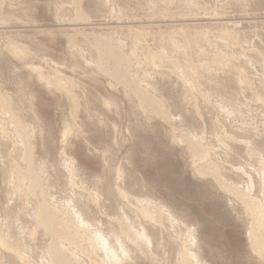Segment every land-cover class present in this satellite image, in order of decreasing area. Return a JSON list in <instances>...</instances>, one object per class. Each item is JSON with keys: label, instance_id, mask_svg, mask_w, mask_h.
<instances>
[{"label": "rangeland", "instance_id": "374dc122", "mask_svg": "<svg viewBox=\"0 0 264 264\" xmlns=\"http://www.w3.org/2000/svg\"><path fill=\"white\" fill-rule=\"evenodd\" d=\"M2 1L0 0V96L2 95L5 98L7 97L6 100H8L7 102H9V105L8 103V106L4 105L5 103L2 102V97H0V106L2 105L0 109L4 110H2L3 112L0 110V118L2 117L0 119V234L2 236L6 234L7 237L4 235V238L6 239V242L10 248L8 246H0V264H22L23 261H25V264H39L40 259L42 261V257L44 256L45 258L43 259L45 260L40 264H44L45 261L46 264H50L51 261L50 259H48L50 257L48 256L47 258L46 256L47 254L49 255L48 247L53 243H57L58 245H63L65 247L64 249V247L61 246L64 250V253L69 258L71 264H95V260L97 264H104V262L105 264H116L119 260H121L124 264H182L181 255H184L185 251L191 253L194 250L197 252L200 251L199 253L201 259H203L207 264H264V258H261L254 253L253 247H251V244L249 242L248 227L251 223V217L247 214L243 204L240 203V201H238L236 198L220 191V189L212 179H203L201 177L200 179L197 174L196 175L198 177L195 176L191 158L192 151L190 148H188L189 146H187V144H183L181 140L182 138L180 139V134H182V137H186L189 135H191V137L193 138L200 137L197 140H201L200 142L203 141V146L208 144L205 147L208 148L209 146V150L215 147L213 150L211 149V151H215L216 153L210 151L211 160H213V162H216L215 165H219L221 169L223 166L222 170H225V167L227 168L222 172L224 176L229 180L236 182L241 189H244L246 191L251 190L250 188H248V186L246 189V185H248L246 184L248 181L247 175L245 178L244 174H241L242 172H240V170L236 168H240V166L243 167L246 165L244 168L247 169V173H249V170L254 171L250 173H255L256 168L262 169V163H264L262 162L264 161V100H262L264 98H259L260 96L264 97V63L262 64V62H264V0H80L81 2L77 4L76 2L73 3L74 0ZM190 2H192L191 5L189 4ZM77 13L81 14L78 15ZM80 16H82L81 20ZM2 21L5 22V24L3 23L2 25ZM71 22L78 25H72ZM73 28L75 30H73ZM223 32L227 36L225 37V40V35H222ZM96 37L107 41L110 40L109 45L111 46V48H114L112 50L115 53H122L123 55L126 54L125 56L128 58L129 62H126V64H128L127 66H130V70L125 63L122 65V67L127 68V74L129 72L127 77L130 81H132V84L134 86L147 91L149 94L155 96L161 102L162 107L159 111L160 113L156 111L154 107V109L150 107L153 106L151 103H146L141 107L140 99L134 92L128 91L123 83L122 84L124 85V87L120 82L115 81L111 76H107L108 74L104 75L105 72L101 70L100 72L102 74L98 72V69H100V66L98 64H100L103 60L104 65L106 68L108 67V70L113 71L115 68V64L114 59H112L113 57L111 53L108 52V49H104L106 53L102 50V53L100 55H98L99 51L97 49H95L96 51H94V49H91L92 47L96 48ZM232 37L234 38L233 40ZM116 38L118 39V41ZM9 39H13L19 43H22L26 47V51L28 52L27 57H14V55L11 54L8 49H6V40ZM170 39L172 40V42H169ZM173 39H176V42ZM70 40L73 41L70 42ZM186 40H188V43ZM221 41H226V43L224 44ZM171 43L175 44L174 47L172 46L173 44L170 46ZM74 46H77L82 52H80L77 47L74 48ZM175 46H177V49H181V47L183 46L184 49L182 48L181 50H177L175 49ZM70 48H73L74 50ZM164 48L168 52H166ZM241 49L243 51H241ZM179 51L182 52L180 53ZM216 51L219 52L217 53ZM171 52L173 53V56L171 55ZM177 53L178 55H176ZM83 54L84 56H82ZM152 54L154 56L156 55L154 60H152V57H150ZM89 56L91 57V59ZM99 56L101 60H99ZM231 56L234 61L231 59ZM79 57L81 58V60L79 59ZM217 57L225 60L228 59L227 61L229 62V69L233 67V70H229L225 65H219L218 67V65L215 64L216 62H214V59ZM86 59H88L89 61ZM86 61L87 64L92 63L93 65H87ZM152 61H154L153 63H155V66H152L154 65L152 64ZM94 65L96 66V68H94ZM30 66L32 68H29ZM37 66L41 69V71H39V68ZM201 66L203 69L201 68ZM33 67L34 70H32ZM234 67L236 68V71ZM238 67L245 71V75H247L248 79L247 83L244 82V77L242 78L240 77L241 75L238 74ZM223 68H226L225 71L223 70ZM93 69L96 70L94 71ZM32 71H34L35 73H33ZM144 71L147 73H145ZM55 72L63 75L61 77H64L63 79L65 80L67 85L76 94V104H73L72 98L70 99V97L63 90L61 91L53 85V87L48 86L47 83H44L45 80L43 79H41L43 81L42 83L40 82V80H38L42 75L44 76V79H47V77L50 78L51 76L54 77L58 74H56ZM38 73H41L42 75ZM146 74L151 77V81L149 77L146 76ZM230 76H234L235 80ZM225 77L228 78L226 79ZM224 78L226 80H229L230 84H228ZM231 79L232 81L234 80V83L231 81ZM152 81H154L155 84ZM185 81L188 83H183ZM116 82H118L119 84H117ZM248 82H251L250 84H252L254 87H251L252 85H250ZM159 83L161 84L159 85ZM150 84L153 85H151L152 88ZM247 87H249V89ZM253 88L254 90H256L255 92L257 93V95L259 94L260 96H255ZM183 89H186L188 92L183 91ZM154 90H156L157 92H154ZM182 92L185 93L181 94ZM4 93H6V95ZM30 94L34 95L35 97L33 103L29 102L27 98V95ZM221 94L223 96H221ZM104 100H110L113 106H107L106 104H104ZM194 101L196 103H194ZM218 105H221L223 110L224 108H227L228 111H220L221 107H219ZM4 106L6 107V109ZM29 107L36 110L42 124L40 122L34 123V121H32V110L29 109ZM7 108H12L13 111L16 110L17 112L15 111V113L18 116L20 114L19 118H23L21 119L23 126L27 128L28 131L30 130V133L28 132L31 139L30 142H34L32 143L33 148L35 147L34 157L36 158H34V166L36 167L35 169L37 173L39 172L38 174L40 176L41 186L37 187L35 191H30L31 194L28 193L30 189H28L27 191V188H29L30 185V177L27 170L28 164L22 158L24 149L22 148L23 146L21 147L18 145L19 142L21 144V141L20 137L17 136L18 133L16 131V128H14L13 126L9 128L10 109L9 112H7ZM141 108L145 110L144 113L142 112L143 110H140ZM233 109L234 111H232ZM230 110L234 112L232 113V115H230L232 117L231 119L224 116L226 114L228 115V112H231ZM1 114L3 115L1 116ZM177 115H179V119H176ZM243 116L245 118H243ZM226 118L228 122L227 120L224 121V119ZM181 119L183 120V122ZM186 120H188V122ZM174 121L176 122L174 123ZM261 122L263 125H261ZM4 123L6 124V127ZM172 123H174V126H172ZM10 125H12L11 122ZM254 125H256L257 129L254 128ZM247 126L251 128L252 131ZM252 127L254 128V130ZM68 129H70L69 132ZM261 129L263 130V132ZM1 131H5L6 135H2ZM67 133H71L72 135L69 134L68 136ZM226 133L228 135L230 133L231 134L229 136H226ZM223 134H225V136ZM194 135L197 137H194ZM231 136L232 139H229L231 138ZM14 137H16V140ZM222 137L223 140H227H225L223 144L221 142ZM236 137L238 138V140ZM17 138L19 141L17 140ZM178 138L179 140H177ZM258 138H261L260 140H263V143L261 141H258ZM215 139L217 140L215 141ZM218 139L220 140V142H217ZM228 140L231 141L229 142ZM14 141H17L18 143ZM228 143L230 144L228 145ZM219 144H222V146L219 147ZM249 144L253 145V147H251L255 148L253 149L255 152L251 150ZM12 145H15L16 147H12ZM245 146H248V149H246ZM222 147L227 149L225 150ZM12 148H14L15 150L17 149L18 152L13 151L14 149ZM2 149H4V151H2ZM19 149H21L22 151ZM218 149H220L221 151H219ZM261 149L263 150L261 151ZM256 150H258L257 153ZM259 151L261 153H258ZM235 152L237 154H235ZM104 154L105 157H103ZM215 155L217 156V158ZM225 155L229 157H227L229 161L227 160ZM239 155L241 156L239 157ZM109 156H111V158ZM254 157L257 158L256 161ZM70 159L76 162L77 171L75 173H70V166H67L69 165L68 162H70ZM105 159H107V161ZM219 161H221V163H219ZM200 162V164L198 163L199 165L207 164L206 161ZM223 162L224 164H222ZM12 163H14V165H12ZM251 163L253 165L255 163V165L253 166ZM15 166H17L18 169H22H19L20 171H18ZM10 167H12V169ZM232 167L234 169H232ZM117 168L119 170H122L121 174H124L119 181L121 182V186L125 190H127L128 193H131L129 194L130 197L135 196L144 199L149 196V198L151 197L155 201L163 202L164 204L169 206L174 213L176 212V214L185 222L186 227H177L175 230L168 223L165 225L164 222V226H166V228L163 226L162 231L157 230L156 235L158 239L157 237L156 239L159 243L155 241V246H153V248L145 244V242L139 241V233H141L140 227H142L141 223H145L143 219L137 216V211H135V208L132 209V204H130L129 202H127L128 204L125 203L126 201L124 202L121 197H114L116 201L113 198L112 200H109V194L103 191H108L109 187H114L116 182L115 179L117 178ZM10 169L12 170L11 174L8 173L7 175V172H10ZM13 170L15 172H13ZM231 170L235 171L232 172ZM236 170L239 171L236 172ZM225 172L228 174H226ZM16 173L19 175V177L18 175H16ZM14 174L16 176H14ZM20 174L24 176H21ZM23 177L24 179H21ZM72 178L75 179L73 180ZM22 180L25 182L27 181V183H22ZM96 181L99 182L97 183ZM17 182L19 184L18 186ZM102 182L105 184V186ZM20 183H22L23 185ZM256 183L258 182H256L255 180L254 185L256 187L253 186V192L251 191L252 193H249L256 199L258 198L257 200L262 201L264 206V192H261L264 191V184L262 182H259L258 184ZM97 185H99V187ZM110 185H112V187ZM22 186L25 188V190ZM73 186L74 190L76 191L71 189L73 188ZM101 187L102 192L100 191ZM18 190L20 192H17ZM82 191L84 192V194ZM22 192L24 193L23 196H21ZM89 192L91 193V195L92 192L95 194H93L91 197ZM98 193L99 195H97ZM18 194L20 196L19 198L17 197ZM32 194H35V196ZM48 195L51 198H48ZM94 196H100V199H98V204H96L97 202L95 201ZM11 197L15 198L13 199ZM16 197L17 200H15ZM26 198H28L26 201H28L29 203L25 201ZM21 199L23 200L21 201ZM51 199L54 201H51ZM77 199L79 200L77 201ZM49 200L50 202H48ZM109 201L111 204L109 203ZM30 202L33 203V205L30 204ZM37 202L49 208L53 213L54 229L56 228L54 234L46 233V231H44L45 229L41 225H37V221L34 220H37V212L39 211V208L41 206L40 204H37ZM131 202L134 203L133 201ZM26 203H28L27 205L31 207L25 205ZM92 203H95L96 205L93 206ZM55 205L57 207H55ZM61 206L64 207V210L63 208H61ZM65 206L68 208V210ZM120 206L122 208H120ZM123 207L126 208L124 209ZM129 207L130 210L132 209L131 211H129ZM74 210L76 211V213ZM79 210H82L83 213L82 220H86L83 221V224L81 218L77 214ZM122 210L127 212V215H129V218H131L129 221H127L126 217L121 216L123 215ZM69 211L72 214L69 213ZM117 211H119L120 213ZM32 213L34 214V216L32 215ZM28 214L30 215V217ZM20 216L22 219L20 218ZM67 216L71 221L67 219ZM120 216L122 217V219L123 217L125 219V221L124 219L120 220L121 224L123 223L122 225H120V223H117L120 222ZM249 217L250 219H248ZM5 219L7 220L5 221ZM65 219L68 221H66ZM135 220L138 222H136ZM114 221L116 222L113 223ZM18 222H20L21 224ZM85 222H87L85 224L86 226L84 225ZM127 222H130V224H127ZM69 223L73 225V229L75 228V231L71 228L72 226ZM18 224H20V226H16ZM26 225L27 227H25ZM130 225L133 228L131 227L129 229ZM167 226H169L170 228L168 229ZM6 227H8L9 230ZM10 227H13L12 231ZM16 227L19 228L17 229ZM37 227L42 228L40 230ZM58 228L61 229L59 230ZM78 228H82L84 230H77ZM121 228L123 232L121 231ZM25 229H27L28 231ZM37 229L38 231H36ZM64 229H69L70 232L68 230L67 232L71 234L75 233L76 239L73 241L66 240L67 238H65V236L63 235ZM131 229L133 231H131ZM185 229L187 231H185ZM71 230H73V232H71ZM99 230L102 231V237H104L102 240L101 238L99 239V234L101 235ZM137 230L138 235L136 233ZM188 230L191 234L197 235V247L195 245V248L189 242V239L191 238ZM31 231H33L35 234L32 235ZM87 231L91 232L88 234ZM176 231L179 233L181 232L180 237H182L183 242ZM17 232L19 234H17ZM126 232H128V240L126 238V235L124 234ZM131 232H133V234ZM185 232L187 233V236L189 235L188 237L185 236L186 239L184 238V235L186 234ZM29 234L36 237H34L35 240L32 241L33 243L31 242L33 237H31L30 239ZM44 234L46 236L50 235L51 238L46 237ZM12 235H14V237ZM81 235L84 236V239ZM87 235L89 236V238ZM136 235L138 238L135 237ZM175 236L178 238L176 241L174 240V238L176 239ZM19 237L24 238L20 239ZM16 238L18 242L16 241ZM104 239L105 242L107 240L106 243H104ZM118 239L119 241L114 243ZM88 240L91 245L95 246L94 249H97L98 247L97 252L96 249L95 251L93 249H90L93 246L89 247L91 245L87 243ZM186 240L188 241V243ZM22 241H24V243ZM100 241L104 244L100 243ZM129 241H132L133 243ZM137 241L140 242V244L138 243L139 246H137ZM73 242H75L74 246L76 249L72 245ZM181 242H186V246H184V244H182ZM31 243L34 245H32ZM82 243H87L88 247L87 244L85 246L82 245ZM107 243L109 245H107ZM117 243L119 245L120 243H123V245L129 251L128 253H131L128 259L126 258L127 256H121L122 250H119L121 245L119 246ZM47 244L49 246H47ZM79 244H81L82 246H80ZM100 244H102L101 246L103 247L102 251ZM116 244L118 246H115ZM156 244L158 245L156 246ZM183 246L185 248H183ZM6 247L7 249L6 251H4ZM29 247L31 248V253L29 252L28 254ZM26 248L27 254H25ZM85 248L87 250H85ZM115 248H117V252ZM12 249H16V252L18 254H16L15 252L14 255V252L10 251ZM40 249H42V252L40 251ZM45 249H47V252ZM70 249L76 251L72 252V250L70 251ZM99 249L100 251L98 253ZM186 249H188V251ZM7 250L12 253L7 252ZM34 251L36 252L32 253ZM93 251L96 255L94 253L92 254ZM109 251H113V253H108ZM71 252L74 254H72ZM21 253L23 254L21 255ZM80 253L82 255H80ZM19 254L21 258L23 256L22 259L18 256ZM39 254L40 256H42L40 257ZM104 254H106L107 256H104ZM109 254L112 256H110ZM178 254L181 255L179 256ZM35 255L38 257H34ZM73 255L76 259H74ZM11 256L14 257L12 258ZM108 256L109 258H111V260L108 258ZM26 257L34 258L28 259ZM104 258H107L106 261ZM100 259H102L103 263H99L101 262ZM114 259L116 260L113 261ZM20 260L23 261L21 262ZM107 260H109V262H107ZM128 261L129 263H127ZM120 262L118 263L120 264Z\"/></svg>", "mask_w": 264, "mask_h": 264}, {"label": "bare ground", "instance_id": "6f19581e", "mask_svg": "<svg viewBox=\"0 0 264 264\" xmlns=\"http://www.w3.org/2000/svg\"><path fill=\"white\" fill-rule=\"evenodd\" d=\"M2 1V0H1ZM219 1V0H218ZM3 2V1H2ZM73 2V1H72ZM76 2V4L77 3H79V2H81L80 0H74V2L73 3H75ZM187 2V1H186ZM4 3V2H3ZM72 3V4H73ZM191 3L192 2H190L189 4L191 5ZM75 4V5H76ZM1 5H3V4H1ZM220 5V4H219ZM80 7V6H79ZM190 7V6H189ZM57 8V7H56ZM61 8V7H60ZM111 8H113V7H111ZM114 10V9H113ZM169 10V9H168ZM214 10V9H213ZM61 11H62V9H61ZM80 12V11H79ZM192 12V11H191ZM112 13V12H111ZM78 15H80L81 13H77ZM1 15V14H0ZM83 15V14H82ZM194 15V14H193ZM213 15V14H212ZM3 16V15H2ZM64 16V15H63ZM217 16V15H216ZM6 17V16H5ZM82 16H80V20L82 19L81 18ZM214 17V16H213ZM218 17V16H217ZM2 18V17H1ZM7 18V17H6ZM58 18V17H57ZM65 18V17H64ZM5 19V18H4ZM66 19V18H65ZM68 19V18H67ZM66 21H68V20H66ZM77 21V20H76ZM3 23L5 24V22H3L2 21V25H3ZM72 23V22H71ZM72 25H78V24H73L72 23ZM5 27H6V25H5ZM4 28V27H3ZM71 28V27H70ZM77 28V27H76ZM234 28V27H233ZM67 30V29H66ZM73 30H75L74 28H73ZM225 31V30H224ZM75 32V31H74ZM227 32V31H226ZM177 33V32H176ZM184 33V32H183ZM197 33V32H196ZM207 33V32H206ZM228 33V32H227ZM87 34V33H86ZM178 35V34H177ZM200 35V34H199ZM199 35H197V36H199ZM221 35V34H220ZM222 35H225L224 36V40H225V37H227L226 36V34L223 32V34ZM228 35V34H227ZM139 36V35H138ZM185 36V35H184ZM7 37V36H6ZM172 37V36H171ZM234 37V36H233ZM232 37V40L234 39ZM118 38V37H117ZM116 38V39H117ZM141 38V37H140ZM181 38H183V37H181ZM263 38V37H262ZM70 39V38H69ZM96 39H97V41L95 42L96 44H95V47L96 48H94V47H90L91 49H94V51H96L95 49H97L99 52H98V55H100L102 52V50L105 52V50L104 49H108V52H110L111 53V55H112V59H114V64H115V68H114V70L113 71H111V70H108V67L106 68L105 67V65H104V60L100 63V64H98L99 66H100V69H98L99 71L98 72H100V70L101 71H103V72H105L104 73V75H106V74H108L107 76H111L115 81H118V82H120L121 83V85L124 87V85H125V88H127L128 89V91H132V92H134L135 94H136V96L140 99V103H141V107L142 106H144L146 103H151L153 106H150V107H152V109H156V111H160V109H161V107H162V104H161V102L155 97V96H153V95H151V94H149L147 91H144V90H142V89H140L139 87H137V86H134L133 84H132V81H130L129 80V78L127 77V75L129 74V72H128V74H127V68H123L122 67V65L125 63L126 64V62L127 63H129L128 62V58L125 56L126 54H122L120 51V53L121 54H117V53H115L112 49H114V48H111V46L109 45V41L110 40H104V39H100V38H97L96 37ZM109 39H110V37H109ZM165 39V38H164ZM229 39V38H228ZM244 39V38H243ZM86 40V39H85ZM112 40V39H111ZM171 40V39H170ZM169 40V42H172V40L170 41ZM174 40V39H173ZM176 40V39H175ZM174 40V41H175ZM190 40V39H189ZM214 40V39H213ZM232 40H230V41H232ZM7 41V44H6V49H8V51L11 53V54H13L14 55V57L15 56H17V58L19 57V58H24V57H27V51H26V47L22 44V43H19V42H17V41H15V40H13V39H9V40H6ZM71 41H73V40H70V42ZM81 41V40H80ZM87 41V40H86ZM117 41H118V39H117ZM173 41V42H174ZM178 41H179V39H178ZM177 41V42H178ZM184 41V40H183ZM187 41V43H188V40H186ZM216 41V40H215ZM227 41V40H226ZM226 41L225 42H222V43H226ZM247 41V40H246ZM88 42V41H87ZM112 42V41H111ZM125 42V41H124ZM141 42H143V41H141ZM176 42V41H175ZM209 42V41H208ZM213 42V41H212ZM220 42V41H219ZM228 42V41H227ZM234 42V41H233ZM136 43V42H135ZM179 43V42H178ZM190 43V42H189ZM194 43V42H193ZM196 43H198V42H196ZM201 43V42H200ZM211 43V42H210ZM230 43V42H229ZM232 43V42H231ZM237 43V42H236ZM92 44V43H91ZM173 43H171L170 44V46L172 45ZM213 44V43H212ZM72 45V44H71ZM120 45V44H119ZM174 45L175 44H173L172 46L174 47ZM178 45V44H177ZM229 45V44H228ZM82 46V45H81ZM93 46V45H92ZM139 46V45H138ZM179 46V45H178ZM187 46V45H186ZM194 46V45H193ZM197 46V45H196ZM216 46V45H215ZM232 46V45H231ZM238 46V45H237ZM39 47V46H38ZM71 47V46H70ZM73 47V46H72ZM75 47H77V46H74V48ZM119 47V46H118ZM169 47V46H168ZM176 48L175 49H177V46H175ZM180 47V46H179ZM188 47H189V45H188ZM229 47V46H228ZM236 47V46H235ZM240 47V46H239ZM135 48H136V46H135ZM183 48V46L181 47V49ZM187 48V47H186ZM70 49H73V48H70ZM77 49L78 50H80L78 47H77ZM165 49V48H164ZM171 49V48H170ZM173 49V48H172ZM180 48L179 49H177V50H181ZM184 49V48H183ZM193 49V48H192ZM202 49V48H201ZM74 50V49H73ZM131 50V49H130ZM166 50V49H165ZM210 50V49H209ZM88 51V50H87ZM93 51V50H92ZM141 51V50H140ZM162 51H163V49H162ZM172 51H174V50H172ZM176 51V50H175ZM184 51V50H183ZM187 51V50H186ZM190 51V50H189ZM241 51H243L242 49H241ZM80 52H82L81 50H80ZM79 52V53H80ZM84 52H85V50H84ZM89 52V51H88ZM143 52V51H142ZM166 52H168L167 50H166ZM180 52V51H179ZM182 52V51H181ZM180 52V53H181ZM217 52V51H216ZM219 52V51H218ZM217 52V53H218ZM245 52V51H244ZM74 53V52H73ZM90 53V52H89ZM97 53V52H96ZM106 53V52H105ZM104 53V54H105ZM110 53H108V54H110ZM133 53V52H132ZM136 53V52H135ZM134 53V54H135ZM151 53V52H150ZM179 53V54H180ZM230 53V52H229ZM259 53V52H258ZM78 54V53H77ZM82 54V53H81ZM81 54H79V55H81ZM85 54H86V52H85ZM93 54V53H92ZM103 54V55H104ZM138 54V53H137ZM154 54V53H153ZM151 55L150 57H152V60H154L155 59V57H156V55L154 56V55ZM165 54V53H164ZM173 53L171 52V55H172ZM222 54V53H221ZM257 54V53H256ZM30 55H31V53H30ZM110 55V56H111ZM161 55V54H160ZM176 55H178V53L176 54ZM217 55V54H216ZM228 55V54H227ZM248 55V54H247ZM260 55V54H259ZM263 55V54H262ZM82 56H84V54L82 55ZM88 56V55H87ZM143 56V55H142ZM168 56V55H167ZM173 56V55H172ZM185 56V55H184ZM214 56H215V54H214ZM218 56H220V55H218ZM223 56V55H222ZM30 57V56H29ZM78 57V56H77ZM81 57V56H80ZM79 57V59L81 60V58ZM90 57V56H89ZM103 57V56H102ZM137 57V56H136ZM147 57H149V56H147ZM158 57V56H157ZM160 57V56H159ZM186 57V56H185ZM228 57V56H227ZM227 57H225V58H227ZM248 57V56H247ZM73 58V57H72ZM98 58V57H97ZM105 58H106V56H105ZM163 58H167V57H163ZM168 58H171V57H168ZM173 58V57H172ZM230 58V57H229ZM234 58V57H233ZM240 58V57H239ZM78 59V60H79ZM84 59V58H83ZM89 59V58H88ZM88 59H86V60H88ZM90 59H91V57H90ZM89 59V60H90ZM104 59V58H103ZM151 59V58H150ZM149 59V60H150ZM189 59V58H188ZM210 59V58H209ZM231 59H232V56H231ZM243 59H244V57H243ZM250 59V58H249ZM264 59V58H263ZM88 60V61H89ZM99 60H101L100 59V56H99ZM159 60V59H158ZM158 60H157V62H158ZM168 60V59H167ZM212 60V59H211ZM215 61L214 62H216L215 64L216 65H218V67H219V65L221 66H226V68H228L229 69V62L227 61L228 59H222V58H215L214 59ZM233 60V59H232ZM236 60V59H235ZM74 61V60H73ZM91 61V60H90ZM139 61H140V59H139ZM144 61V60H143ZM166 61V60H165ZM169 61V60H168ZM180 61V60H179ZM188 61V60H187ZM234 61V60H233ZM232 61V62H233ZM238 61V60H237ZM108 62V61H107ZM149 62V61H148ZM147 62V63H148ZM151 62V61H150ZM154 61H152V64H154V65H152V66H155V63H153ZM160 62V61H159ZM171 62V61H170ZM189 62V61H188ZM232 62H230V63H232ZM236 62V61H235ZM259 62H260V59H259ZM56 63V62H55ZM79 63V62H78ZM103 63V64H102ZM109 63V62H108ZM264 62H262V64H263ZM86 64H87V61H86ZM161 64V63H160ZM210 64V63H209ZM249 64V63H248ZM251 64V63H250ZM87 65H93L92 63L91 64H87ZM96 65V64H95ZM94 65V66H95ZM128 64H126V66H127ZM130 65V64H129ZM138 65V64H137ZM143 65H144V62H143ZM189 65V64H188ZM203 65H205V64H203ZM202 65V66H203ZM207 65V64H206ZM264 65V64H263ZM76 66V65H75ZM86 66V65H85ZM98 66V67H99ZM113 66V65H112ZM139 66V65H138ZM169 66V65H168ZM202 66H201V68H202ZM228 66V67H227ZM231 66V65H230ZM28 67V66H27ZM38 67V66H37ZM72 67V66H71ZM79 67V66H78ZM87 67H89V66H87ZM97 67V68H98ZM110 67V66H109ZM128 67V69H129V67L130 66H127ZM141 67H142V65H141ZM179 67H180V64H179ZM189 67V66H188ZM191 67H194V66H191ZM199 67V66H198ZM237 67V66H236ZM242 67V66H241ZM29 68H32L31 66L29 67ZM39 68V67H38ZM94 68H96V66L94 67ZM225 68V69H226ZM233 68V67H232ZM232 68H230L231 70H233ZM235 68V67H234ZM36 69V68H35ZM91 69V68H90ZM90 69H87V70H90ZM137 69V68H136ZM145 69V68H144ZM147 69V68H146ZM188 69V68H187ZM191 69V68H190ZM194 69V68H193ZM203 69V68H202ZM202 69H201V71H202ZM218 69V68H217ZM222 69V68H221ZM225 69L223 68V70L225 71ZM227 69V70H228ZM229 69V70H230ZM32 70H34V67H33V69ZM38 70V69H37ZM36 70V71H37ZM94 70V69H93ZM96 70V69H95ZM94 70V71H95ZM130 70V69H129ZM141 70V69H140ZM160 70V69H159ZM178 70V69H177ZM189 70V69H188ZM39 71H41V69L39 68ZM146 71V70H145ZM144 71V72H145ZM190 71V70H189ZM212 71V70H211ZM235 71H236V68H235ZM239 71V75H241L240 77H244L243 78V80H244V82H246L247 83V75H245V71L243 70V69H241V68H239L238 67V70H237V72ZM33 73H35L34 71H32ZM179 72V71H178ZM187 72V71H186ZM227 72V71H226ZM43 73V72H42ZM56 73V72H55ZM58 73V72H57ZM56 73V74H57ZM86 73V72H85ZM88 73V72H87ZM96 73V72H95ZM101 73V72H100ZM143 73V72H142ZM145 73H147V72H145ZM213 73V72H212ZM228 73V72H227ZM236 73V72H235ZM38 74H41V73H38ZM37 74V75H38ZM102 74V73H101ZM157 74V73H156ZM194 74V73H193ZM42 75V74H41ZM144 75V74H143ZM148 75H149V73H148ZM147 74H146V76H148ZM153 75V74H152ZM184 75H186V74H184ZM183 75V76H184ZM229 75V74H228ZM235 75V74H234ZM238 75V76H239ZM61 76H63L62 74L60 75L59 73L57 74V75H55L54 77H50V78H48L47 77V79H44V76L42 75V76H40V79H38V80H40V82L42 83L43 81L41 80V79H43V80H45V82L44 83H47V85L48 86H55L57 89H60L61 91L63 90L69 97H70V99L72 98V100H73V104H76L77 103V96H76V94L73 92V90L67 85V83L65 82V80L61 77ZM137 76V75H136ZM145 76V77H146ZM190 76V75H189ZM211 76V75H210ZM225 76V75H224ZM223 76V77H224ZM42 77V78H41ZM46 77V76H45ZM142 77H144V76H142ZM149 77V76H148ZM147 77V78H148ZM185 77V76H184ZM191 77V76H190ZM231 77V76H230ZM229 77V78H230ZM39 78V77H38ZM111 78V79H112ZM157 78V77H156ZM181 78H182V76H181ZM188 78V77H187ZM226 78V77H225ZM224 78V79H225ZM228 78V77H227ZM226 78V79H227ZM232 79L234 78V76L233 77H231ZM68 79V78H67ZM66 79V80H67ZM112 79V80H113ZM131 79V78H130ZM149 79H150V81L152 80L151 79V77H149ZM224 79H222V80H224ZM225 79V81H227V83L228 84H230V82H229V80H226ZM232 79H231V81H232ZM240 79V78H239ZM69 80V79H68ZM148 80V79H147ZM154 80V79H153ZM157 80V79H156ZM234 80H235V78H234ZM233 80V81H234ZM242 80V81H243ZM71 81V80H70ZM145 81V80H144ZM149 81V80H148ZM182 81H184V80H182ZM232 81V82H233ZM236 81H237V78H236ZM240 81V80H239ZM118 82H116L117 84H119ZM147 82V81H146ZM145 82V83H146ZM152 82H154V81H152ZM165 82V81H164ZM208 82V81H207ZM70 83V82H69ZM124 85H123V84ZM182 83V82H181ZM183 83H185V84H187L188 82H183ZM234 83V82H233ZM242 83V82H241ZM249 83V82H248ZM251 83V82H250ZM249 83V84H250ZM148 84V83H147ZM154 84H155V82H154ZM161 83H159V85H160ZM219 84V83H218ZM226 84V83H225ZM142 85V84H141ZM152 84H150V86H151ZM190 85V84H189ZM222 85V84H221ZM246 85V84H245ZM248 85V84H247ZM250 85H252V84H250ZM249 85V86H250ZM52 86V87H53ZM112 86V85H111ZM149 86V87H150ZM153 86V85H152ZM152 86H151V88H152ZM156 86V85H155ZM154 86V87H155ZM162 86V85H161ZM197 86V85H196ZM213 86V85H212ZM115 87V86H114ZM149 87H147V88H149ZM159 87V86H158ZM165 87V86H164ZM183 87H184V85H183ZM199 87V86H198ZM225 87H227V86H225ZM251 87H254L253 85L251 86ZM250 87V88H251ZM1 88V87H0ZM47 88V87H46ZM124 88V89H125ZM146 88V89H147ZM248 89H249V87H247ZM190 89V88H189ZM194 89V88H193ZM222 89V88H221ZM148 90V89H147ZM161 90V89H160ZM187 90H188V88H187ZM186 89L184 90L183 89V91H187ZM198 90V89H197ZM223 90V89H222ZM251 90V89H250ZM253 90H254V88H253ZM192 91V90H191ZM216 91V90H215ZM252 91V90H251ZM256 90H254V92H255ZM131 92V93H132ZM154 92H157L156 90H154ZM188 92V91H187ZM186 92V93H187ZM198 92V91H197ZM244 92V91H243ZM30 93V92H29ZM28 93V94H29ZM183 93H185V92H182L181 94H183ZM195 93V92H194ZM208 93V92H207ZM220 93V92H219ZM226 93V92H225ZM251 93V92H250ZM253 93V92H252ZM5 95H6V93H4ZM3 94V95H4ZM134 94V95H135ZM211 94H213V93H211ZM224 94V93H223ZM234 94V93H233ZM255 94V96L257 95V93L255 92L254 93ZM25 95V94H24ZM191 95H192V92H191ZM216 95V94H215ZM214 95V96H215ZM253 95V94H252ZM129 96V95H128ZM182 96V95H181ZM185 96H186V94H185ZM201 96H202V94H201ZM221 96H223L222 94H221ZM225 96H226V94H225ZM232 96V95H231ZM254 96V97H255ZM258 96H260L259 94L256 96V97H258ZM264 96V95H263ZM0 97H2V102H4L3 104L4 105H6V106H8L9 105V102H7L8 100H6L7 99V97L5 98L4 96H0ZM135 97V96H134ZM184 97V96H183ZM182 97V98H183ZM204 97V96H203ZM253 97V96H252ZM27 98H28V100H29V102H34V100H35V97H34V95H32V94H30V95H27ZM136 98V97H135ZM137 98V99H138ZM185 98V97H184ZM195 98V97H194ZM193 98V99H194ZM260 99L261 98H264V97H262V96H260L259 97ZM258 98V99H259ZM161 99V98H160ZM196 99V98H195ZM204 99V98H203ZM223 99V98H222ZM231 99V98H230ZM229 99V100H230ZM10 100V99H9ZM21 100V99H20ZM112 100V99H111ZM114 100V99H113ZM208 100V99H207ZM228 100V101H229ZM262 100H264V99H262ZM138 101V100H137ZM183 101H186V100H183ZM190 101V100H189ZM197 101V100H196ZM206 101V100H205ZM255 101H256V99H255ZM115 102V101H114ZM230 102V101H229ZM228 102V103H229ZM0 103H1V101H0ZM7 103H8V105H7ZM12 103V102H11ZM15 103V102H14ZM117 103V102H116ZM140 103H138V104H140ZM194 103H196L195 101H194ZM264 103V102H263ZM104 104H106L107 106L109 105V106H113V104H112V102L109 100H104ZM16 105V104H15ZM119 105V104H118ZM164 105V104H163ZM216 105V104H215ZM238 105V104H237ZM210 106V105H209ZM219 107H221L220 109V111H223V112H227L228 110H227V108L225 109L224 108V110L222 109V106L221 105H218ZM240 106V105H239ZM0 107H2V105L0 106ZM5 107V106H4ZM31 107V106H30ZM29 107V109H31ZM114 107H115V105H114ZM154 107V108H153ZM165 107V106H164ZM196 107H197V105H196ZM232 107V106H231ZM140 108V107H139ZM233 108V107H232ZM5 109H6V107H5ZM8 110H7V112H9V109H10V116H9V118H10V122H11V124L12 125H10V122H9V128H11L12 126L14 127V128H16V131H17V133H18V135L17 136H19L20 137V141H21V144H20V142H19V146H23L22 148L24 149V151H23V160L28 164V167H27V170H28V174H29V177H30V185H29V188H27V191H28V189H30L29 191H28V193L29 194H31L30 193V191H35L36 190V188L37 187H40L41 186V180H40V176H39V172L37 173V171H36V167L34 166V148H33V144L32 143H34V142H30V136H29V134H28V132L30 131H28L27 130V128H25L24 126H23V124H22V121H21V119H23L22 117L21 118H19L20 117V114H19V116L18 115H16V113H15V111H13L12 110V108H7ZM17 109V108H16ZM116 109V108H115ZM149 109H151V108H149ZM229 109H231V108H229ZM235 109V108H234ZM234 109L232 110V111H234ZM1 110V109H0ZM3 110V109H2ZM1 110V111H2ZM25 110V109H24ZM32 110V115H31V117H32V121H34V123L36 122V123H38V122H40L41 123V119H40V117H39V115H38V113L36 112V110L34 109V108H32L31 109ZM117 110V109H116ZM140 110H143L142 112L144 113V109H140ZM219 110V109H218ZM4 111V110H3ZM2 111V112H3ZM20 111V110H19ZM18 111V112H19ZM147 111V110H146ZM153 111H155V110H153ZM163 111V110H162ZM231 111V110H230ZM228 112V115L226 114V115H224V116H226V117H228V118H232L230 115H232V113H234V112ZM17 112V111H16ZM21 112V111H20ZM222 112V113H223ZM263 112V111H262ZM5 113V112H4ZM25 113V112H24ZM75 113V112H74ZM146 113V112H145ZM156 113V112H155ZM160 113V112H159ZM222 113H220V114H222ZM8 114V113H7ZM18 114V113H17ZM23 114V113H22ZM157 114V113H156ZM215 114V113H214ZM3 114H1V116H2ZM29 115V114H28ZM160 115V114H159ZM162 115V114H161ZM156 116H158V115H156ZM223 116V117H224ZM247 116V115H246ZM4 117H7V116H4ZM3 117V118H4ZM176 117V116H175ZM247 117H249V116H247ZM2 118V117H1ZM0 118V119H1ZM163 118V117H162ZM161 118V119H162ZM243 118H245L244 116H243ZM242 118V119H243ZM250 118V117H249ZM5 119V118H4ZM30 119V118H29ZM73 119V118H72ZM176 119H179V115H177V117H176ZM186 119V118H185ZM6 120V119H5ZM8 120V119H7ZM166 120V119H165ZM173 120H174V118H173ZM182 120V119H181ZM194 120V119H193ZM217 120V119H216ZM222 120V119H221ZM227 120V118L226 119H224V121H226ZM247 120V119H246ZM264 120V119H263ZM176 121H178V120H176ZM176 121H174V123L176 122ZM187 122H188V120H186ZM202 121V120H201ZM233 121V120H232ZM244 121H245V119H244ZM249 121H251V120H249ZM182 122H183V120H182ZM227 122H228V120H227ZM264 122V121H263ZM6 123V122H5ZM4 123V124H5ZM33 123V122H32ZM33 123V124H34ZM174 123H172V126H174L173 124ZM179 123H180V121H179ZM178 123V124H179ZM190 123V122H189ZM226 123V122H225ZM250 123V122H249ZM252 123V122H251ZM42 124V123H41ZM223 124V123H222ZM233 124V123H232ZM171 125V124H170ZM246 125V124H245ZM261 125H263L262 124V122H261ZM28 126V125H27ZM26 126V127H27ZM39 126V125H38ZM191 126V125H190ZM224 126V125H223ZM231 126V125H230ZM236 126V125H235ZM241 126V125H240ZM255 127V129H257L256 128V125H254ZM264 126V125H263ZM5 127H6V124H5ZM24 127V128H23ZM37 127V126H36ZM184 127V126H183ZM188 127V126H187ZM248 127V126H247ZM246 127V128H247ZM2 128H3V126H2ZM8 128V127H7ZM33 128V127H32ZM177 128V127H176ZM180 128V127H179ZM225 128V127H224ZM233 128H235V127H233ZM236 128H238V127H236ZM243 128H244V126H243ZM249 128V127H248ZM247 128V129H248ZM253 128V127H252ZM254 128H253V130H254ZM6 129V128H5ZM28 129H29V127H28ZM41 129H42V127H41ZM116 129V128H115ZM171 129H174V128H171ZM178 129V128H177ZM182 129V128H181ZM193 129V128H192ZM227 129H229V128H227ZM250 130H251V128H249ZM260 129V128H259ZM264 129V128H263ZM4 130V129H3ZM7 130V129H6ZM15 130V129H14ZM69 130L70 129H68V132H69ZM194 130V129H193ZM223 130H225V129H223ZM262 130V129H261ZM260 130V131H261ZM8 131H11V130H8ZM34 131V130H33ZM173 131V130H172ZM176 131V130H175ZM175 131H174V133H175ZM181 131V130H180ZM229 131V130H228ZM245 131H246V129H245ZM249 131V130H248ZM247 131V132H248ZM252 131V130H251ZM250 131V132H251ZM40 132V131H39ZM71 132V131H70ZM192 132V131H191ZM262 132H263V130H262ZM1 133H2V135H6V132L5 131H1ZM30 133V132H29ZM173 133V134H174ZM196 133V132H195ZM224 133V132H223ZM249 133V132H248ZM11 134V133H10ZM9 134V135H10ZM35 134V133H34ZM68 134V133H67ZM69 134H71V133H69ZM69 134H68V136H69ZM191 134V133H190ZM194 134V133H193ZM205 134V133H204ZM231 134V133H230ZM229 134V135H230ZM252 134H253V132H252ZM259 134V133H258ZM263 134V133H262ZM2 135H1V137H2ZM31 135V134H30ZM72 135V134H71ZM170 135V134H169ZM182 134H180V139L182 140V142H183V144L185 145V144H187V146H189L188 148H190L191 149V151H192V166H193V168H194V174H195V176L196 177H198L199 176V178L201 177V178H203V179H206V178H210V179H212L215 183H216V185L218 186V188L220 189V191H222V192H224L225 194H227V195H229V196H232V197H234V198H236L238 201H240V203H242L243 204V206H244V208H245V210H246V212H247V214L251 217V219H250V217L248 218V219H250L251 220V223H250V226L248 227L249 228V230H248V239H249V242H250V244H251V247H253V251H254V253L257 255V256H259V257H261V258H264V206H263V202L262 201H259V200H257L255 197H253V196H251V194L249 193V192H251L252 191V188H253V186H255L254 184H255V180H256V182H262L263 184H264V163H262V166H263V168L261 169H257L256 168V174L255 173H250V172H254L253 170L252 171H250L249 170V173H247V169H245L244 167L246 166H243V167H241L240 166V168L238 167V168H236V169H239L240 170V172H242L241 174H244V176H245V178H246V175H247V178H248V181H247V183L246 184H248V185H246V189H247V186H248V188H250L251 190H248V191H246V190H244V189H241L239 186H238V184L236 183V182H233V181H231V180H229L227 177H225L224 176V174L222 173L223 171H225L227 168L225 167V170H222L223 169V166H222V169L219 167V165L217 166V165H215L216 164V162H213V160H211V152H214V153H216L215 151H211V149L209 150L208 148H209V146H208V148H206L205 146H207V145H205V146H203L204 144L202 143V142H200L201 140H197V139H199L200 137H198V138H193V137H191V135H189V134H187V135H189V136H181ZM224 136H225V134H223ZM228 134L226 133V136H227ZM228 135V136H229ZM244 135V134H243ZM247 135V134H246ZM245 135V136H246ZM250 135V134H249ZM16 136V137H17ZM37 136V135H36ZM67 136V137H68ZM193 136V135H192ZM221 136V135H220ZM219 136V137H220ZM242 136V135H241ZM253 136V135H252ZM264 136V135H263ZM10 137H12V136H10ZM16 137H14L15 138V140H16ZM66 137V138H67ZM171 137V136H170ZM178 137V136H177ZM194 137H197V136H195L194 135ZM204 137V136H203ZM244 137V136H243ZM242 137V138H243ZM117 138V137H116ZM172 138H174V137H172ZM202 138V137H201ZM205 138V137H204ZM207 138V137H206ZM209 138V137H208ZM228 138V137H227ZM235 138V137H234ZM237 138V137H236ZM241 138V137H240ZM250 138V137H249ZM229 139H232V136H231V138H229ZM259 139V138H258ZM261 139V138H260ZM258 140V141H263V140ZM17 140H18V138H17ZM177 140H179V138L177 139ZM205 140V139H204ZM207 140V139H206ZM217 139H215V141H216ZM222 141V144H223V142L226 140V139H224L223 140V137H222V139H221ZM237 140H238V138H237ZM243 140V139H242ZM251 140V139H250ZM10 141V140H9ZM19 141V140H18ZM33 141V140H32ZM35 141V140H34ZM114 141H115V138H114ZM117 141V140H116ZM174 141V140H173ZM210 141V140H209ZM214 141V142H215ZM227 141V140H226ZM229 142L231 141V140H228ZM14 142H17V141H14ZM13 142V143H14ZM178 142H180V141H178ZM211 142H213V141H211ZM217 142H220V140L218 139V141ZM237 142V141H236ZM239 142V141H238ZM244 142V141H243ZM257 142V141H256ZM3 143V142H2ZM18 143V142H17ZM16 143V144H17ZM115 143V142H114ZM176 143V142H175ZM216 143V142H215ZM240 143V142H239ZM239 143H238V145H239ZM245 143H247V142H245ZM263 143V142H262ZM15 144V145H16ZM116 144V143H115ZM114 144V145H115ZM179 144V143H178ZM203 144V145H202ZM222 144L220 145L219 144V147H221L222 146ZM230 143H228V145H229ZM235 144H237V143H235ZM241 144V143H240ZM255 144V143H254ZM5 145V144H4ZM15 145H12V147L13 146H15ZM182 145V144H181ZM225 145V144H224ZM245 145V144H244ZM250 145V147L252 146L253 147V145L252 144H249ZM256 145H257V143H256ZM10 146V145H9ZM18 146V147H19ZM211 146V145H210ZM233 146H235V145H233ZM237 146V145H236ZM16 147V146H15ZM116 147V146H115ZM225 147V146H224ZM224 147H222L223 149H225ZM229 147V146H228ZM232 147V146H231ZM230 147V148H231ZM241 147V146H240ZM246 147V146H245ZM248 147V146H247ZM246 147V149H248ZM251 147V150H253V149H255V148H252ZM255 147V146H254ZM261 147V146H260ZM215 148V147H214ZM213 148V149H214ZM218 148V147H217ZM221 148V149H222ZM233 148V147H232ZM237 148V147H236ZM264 148V147H263ZM5 149V148H4ZM4 149H2V151H4ZM7 149V148H6ZM11 149V148H10ZM12 149H14V148H12ZM212 149V150H213ZM222 149V150H223ZM227 149V148H226ZM225 149V150H226ZM242 149V148H241ZM19 150H21V149H19ZM64 150V149H63ZM187 150V149H186ZM215 150H217V149H215ZM219 151H221L220 149H218ZM263 149H261V151H262ZM7 151V150H6ZM5 151V152H6ZM13 151H17V149L15 150H13ZM22 151V150H21ZM211 151V152H210ZM244 151V150H243ZM246 151H250V150H246ZM254 151V150H253ZM252 151V152H253ZM257 151L258 150H256V153H257ZM18 152V151H17ZM189 152H190V150H189ZM228 152H230V151H228ZM255 152V151H254ZM2 153V152H1ZM10 153V152H9ZM237 153H238V150H237ZM236 152H235V154H237ZM242 153V152H241ZM244 153V152H243ZM247 153V152H246ZM251 153V152H250ZM258 153H261L260 151L258 152ZM3 154V153H2ZM12 154V153H11ZM14 154V153H13ZM19 154V153H18ZM61 154H62V152H61ZM213 154V153H212ZM220 154V153H219ZM227 154V153H226ZM234 154V155H235ZM263 154V153H262ZM16 155V154H15ZM14 155V156H15ZM214 155V154H213ZM218 155V154H217ZM229 155V154H228ZM233 155V154H232ZM242 155V154H241ZM241 155H239V157L241 156ZM250 155V154H249ZM4 156V155H3ZM6 156V155H5ZM11 156V155H10ZM20 156V155H19ZM63 156V155H62ZM216 156V155H215ZM219 156V155H218ZM226 156V158L228 157L227 155H225ZM248 156V155H247ZM255 156V155H254ZM262 156V155H261ZM263 156H264V154H263ZM12 157H13V155H12ZM18 157V156H17ZM65 157V156H64ZM63 157V158H64ZM103 157H105V154H104V156ZM107 157V156H106ZM110 158H111V156H109ZM220 157V156H219ZM250 157V156H249ZM256 157V156H255ZM254 157V158H255ZM10 158V157H9ZM216 158H217V156H216ZM221 158V157H220ZM229 158V157H228ZM228 158H227V160H228ZM235 158V157H234ZM234 158H233V160H234ZM253 158V157H252ZM13 159H14V157H13ZM36 159V158H35ZM66 159V158H65ZM109 159V158H108ZM222 159V158H221ZM224 159V158H223ZM237 159V158H236ZM256 159L257 158H255V161H256ZM262 159V158H261ZM264 159V158H263ZM3 160V159H2ZM23 160H22V162H23ZM64 160V159H63ZM106 161H107V159H105ZM112 160V159H111ZM226 160V159H225ZM238 160V159H237ZM243 160V159H242ZM241 160V161H242ZM247 160V159H246ZM251 160H253V159H251ZM13 161V160H12ZM16 161V160H15ZM70 162H68V164L69 165H67V166H70V170L69 171H71L70 173H75L76 171H77V166H76V162L74 161V160H69ZM129 161V160H128ZM200 161H203V162H207V164L205 165H199L200 163H202V162H200ZM229 161V160H228ZM2 162V161H1ZM7 162V161H6ZM14 162V161H13ZM20 162V161H19ZM21 162V163H22ZM24 162V163H25ZM200 162V163H199ZM227 162V161H226ZM232 162V161H231ZM237 162V161H236ZM262 162H264V161H262ZM65 163H67V162H65ZM199 163V164H198ZM219 163H221V161H219ZM235 163V162H234ZM241 163V162H240ZM245 163V162H244ZM2 164V163H1ZM106 164H107V162H106ZM109 164V163H108ZM218 164V163H217ZM222 164H224V162L222 163ZM230 164H232V163H230ZM238 164V163H237ZM242 164V163H241ZM252 164V163H251ZM4 165V164H3ZM7 165V164H6ZM5 165V166H6ZM12 165H14V163H12ZM18 165V164H17ZM35 165H37V164H35ZM66 165V164H65ZM229 165V164H228ZM240 165V164H239ZM253 165V164H252ZM254 165H255V163H254ZM253 165V166H254ZM10 166V165H9ZM22 166V165H21ZM67 166H65V167H67ZM106 166V165H105ZM110 166V165H109ZM191 166V165H190ZM249 166H251V165H249ZM4 167V166H3ZM16 168H17V166H15ZM107 167H108V165H107ZM106 167V168H107ZM229 167H231V166H229ZM237 167V166H236ZM11 169H12V167H10ZM14 168V167H13ZM24 168V167H23ZM44 168V167H43ZM69 168V167H68ZM105 168V169H106ZM248 168V167H247ZM250 168V167H249ZM10 169V172H7V175H8V173H10L11 174V170ZM18 169V168H17ZM19 169H22V168H19ZM18 169V171H20ZM65 169V168H64ZM232 169H234L233 167H232ZM254 169V168H253ZM3 170V169H2ZM38 170V169H37ZM66 170H68V169H66ZM107 170V169H106ZM193 170V169H192ZM229 170V169H228ZM227 170V171H228ZM238 170V171H239ZM4 171V170H3ZM116 173H117V178L115 179L116 180V182H115V185H114V187H112V185H110L112 188H108V191H105V190H103L104 192H107L109 195H108V198H109V200H112V198L114 199V197H121L123 200H124V202L125 203H127V202H129L130 204H132V209L133 208H135V211H137V216L139 217V218H142L143 219V221L145 222V223H141L142 224V227H140L141 228V233H139V241H142V242H145V244H147L148 246H151V248H153V246H155V241H157L158 242V237H157V230L158 231H162V229H163V226H164V222H165V225L168 223L172 228H174L175 230H176V228L177 227H186V225H185V222L176 214V212L174 213L172 210H171V208L169 207V206H167L166 204H164L163 202H158V201H155V200H153L151 197L149 198V196L148 197H146V198H144V199H142V198H138V197H133L132 195V197H130V195L129 194H131V193H128L127 192V190H125L122 186H121V182L119 181L120 180V178H122V175H124V174H121V171L122 170H119L118 168L116 169ZM232 171V170H231ZM233 171H235V170H233ZM232 171V172H233ZM237 170H236V172H238ZM5 172V171H4ZM13 172H15L14 170H13ZM27 172V171H26ZM124 172V171H123ZM231 172V173H232ZM6 173V172H5ZM18 173V172H17ZM16 173V175H18ZM226 173V172H225ZM230 173V174H231ZM68 174H69V172H68ZM198 176H197V175ZM226 174H228V173H226ZM225 174V175H226ZM13 175V174H12ZM15 174H14V176H16ZM21 175V174H20ZM234 175V174H233ZM11 176V175H10ZM21 176H24V175H21ZM20 176V177H21ZM72 176V175H71ZM70 176V177H71ZM73 176H74V174H73ZM76 176V175H75ZM238 176V175H237ZM257 176V177H256ZM7 177V176H6ZM13 177V176H12ZM18 177H19V175H18ZM42 177V176H41ZM69 177V178H70ZM200 178V179H201ZM239 178H240V176H239ZM238 178V179H239ZM257 178V179H256ZM8 179V178H7ZM17 179H19V178H17ZM17 179H16V181H17ZM21 179H24V177L23 178H21ZM26 179V178H25ZM71 179V178H70ZM73 179V178H72ZM75 179V178H74ZM73 179V180H74ZM78 179V178H77ZM98 179V178H97ZM12 180V179H11ZM23 181V180H22ZM22 181H20V182H22ZM78 181H80V180H78ZM82 181V180H81ZM99 181H100V179H99ZM98 181V182H99ZM122 181V180H121ZM246 181V180H245ZM8 182V181H7ZM13 182V181H12ZM18 182H19V180H18ZM18 182H17V186L19 185L18 184ZM25 181H23L22 183H24ZM72 182H74V181H72ZM97 182V181H96ZM97 182V183H98ZM11 183V182H10ZM22 183H20V184H22ZM25 183H27V181L25 182ZM48 183V182H47ZM80 183V182H79ZM103 183V182H102ZM101 183V184H102ZM258 183H256V184H258ZM8 184V183H7ZM86 184V183H85ZM104 184V183H103ZM107 184V183H106ZM23 185V184H22ZM71 185H74V184H71ZM10 186V185H9ZM12 186V185H11ZM15 186V185H14ZM21 186V185H20ZM19 186V187H20ZM25 186V185H24ZM98 187H99V185H97ZM103 186V185H102ZM104 186H105V184H104ZM108 186V185H107ZM259 186V185H258ZM261 186V185H260ZM23 187V186H22ZM69 187H72V186H69ZM68 187V188H69ZM80 187V186H79ZM81 187H83V186H81ZM95 187H96V185H95ZM256 187V186H255ZM10 188V187H9ZM24 188V187H23ZM22 188V189H23ZM259 188V187H258ZM12 189V188H11ZM71 189H73L74 190V186H73V188H71ZM75 189H76V187H75ZM97 189V188H96ZM100 189V188H99ZM98 189V190H99ZM24 190H25V188H24ZM23 190V191H24ZM41 190V189H40ZM84 190V189H83ZM88 190V189H87ZM254 190V189H253ZM263 190V189H262ZM10 191V190H9ZM15 191H16V189H15ZM15 191H14V193H15ZM72 191V190H71ZM74 191H76V190H74ZM78 191V190H77ZM80 191V190H79ZM101 192H102V187H101V190H100ZM17 192H20L19 190L17 191ZM42 192V191H41ZM73 192V191H72ZM83 192V191H82ZM94 192V191H93ZM92 192V195L93 194H95V193H93ZM98 192V191H97ZM253 192V191H252ZM251 192V193H252ZM259 192V191H258ZM261 192H264V191H261ZM8 193V192H7ZM34 193V192H33ZM74 193V192H73ZM78 193V192H77ZM37 194V193H36ZM43 194V193H42ZM49 194V193H48ZM65 194V193H64ZM63 194V195H64ZM66 194H68V193H66ZM79 194V193H78ZM83 194H84V192H83ZM89 194L91 195V193L89 192ZM89 194H88V196H89ZM101 194V193H100ZM106 194V193H105ZM8 195V194H7ZM10 195H12V194H10ZM24 195V193L22 192V195L21 196H23ZM26 195V194H25ZM32 195H34L35 196V194H32ZM51 195V194H50ZM72 195V194H71ZM80 195V194H79ZM92 195H91V197H92ZM97 195H99V193L97 194ZM96 195V196H97ZM103 195H104V193H103ZM107 195V194H106ZM255 195V194H254ZM259 195V194H258ZM13 196H14V194H13ZM27 196V195H26ZM76 196H77V194H76ZM85 196V195H84ZM10 197V196H9ZM18 198L20 197L19 196V194H18V196H17ZM17 197H16V199L15 200H17ZM25 197V196H24ZM28 197V196H27ZM32 197V196H31ZM44 197V196H43ZM71 197V196H70ZM100 197V196H99ZM99 197H95L94 196V199H95V201L97 202L96 204H98V199H100ZM264 197V196H263ZM11 198H15V197H11ZM34 198V197H33ZM48 198H51V197H49V195H48ZM47 198V199H48ZM64 198V197H63ZM74 198V197H73ZM85 198V197H84ZM84 198H83V200H84ZM118 198H117V200H118ZM28 198H26L25 199V201L27 200ZM32 199V198H31ZM36 199H38V198H36ZM91 199V198H90ZM93 199V198H92ZM104 199V198H103ZM18 200H20V199H18ZM23 199H21V201H22ZM40 200V199H39ZM44 200V199H43ZM70 200V199H69ZM72 200V199H71ZM79 199H77V201H78ZM86 200H88V199H86ZM106 200V199H105ZM115 200V199H114ZM122 200V201H123ZM157 200V199H156ZM263 200V199H262ZM33 201V200H32ZM51 201H54V200H52L51 199ZM66 201V200H65ZM74 201H75V199H74ZM93 201V200H92ZM91 201V202H92ZM116 201V200H115ZM131 201H133L134 203H132ZM10 202V201H9ZM26 202H28V201H26ZM39 202V201H38ZM37 202V204H40V203H38ZM43 202V201H42ZM48 202H50V200L48 201ZM69 202V201H68ZM89 202V201H88ZM120 202V201H119ZM262 202V203H261ZM25 203V202H24ZM29 203V202H28ZM28 203H26L25 205H27ZM47 203V202H46ZM52 203V202H51ZM55 203V202H54ZM60 203V202H59ZM87 203V202H86ZM100 203V202H99ZM109 203H110V201H109ZM12 204H14V203H12ZM20 204V203H19ZM30 204H32L33 205V203H31L30 202ZM36 204V203H35ZM45 204V203H44ZM73 204V203H72ZM76 204H77V202H76ZM80 204H81V201H80ZM89 204V203H88ZM95 203H92V205L94 206V205H96ZM111 204V203H110ZM128 204V203H127ZM129 204V205H130ZM231 204H233V203H231ZM241 204V205H242ZM41 205V204H40ZM68 205V204H67ZM87 205V204H86ZM90 205V204H89ZM118 205V204H117ZM116 205V206H117ZM122 205V204H121ZM125 205V204H124ZM20 206V205H19ZM22 206V205H21ZM28 207H31V206H29V205H27ZM26 206V207H27ZM60 206V205H59ZM63 206V205H62ZM61 206V208H63V210H64V207H62ZM88 206V205H87ZM86 206V207H87ZM35 207V206H34ZM49 207V206H48ZM55 207H57L56 205H55ZM66 207V206H65ZM76 207V206H75ZM77 207H80V206H77ZM85 207V206H84ZM119 207V206H118ZM127 207V206H126ZM125 207V208H126ZM13 208V207H12ZM23 208H24V206H23ZM58 208H60V207H58ZM57 208V209H58ZM67 208V207H66ZM120 208H122L121 206H120ZM124 208V207H123ZM124 208V209H125ZM14 209V208H13ZM12 209V210H13ZM28 209V208H27ZM27 209H24V210H27ZM31 209V208H30ZM29 209V210H30ZM72 209V208H71ZM74 209V208H73ZM82 209V208H81ZM91 209V208H90ZM117 209V208H116ZM119 209V208H118ZM131 209V210H132ZM18 210V209H17ZM32 210V209H31ZM59 210V209H58ZM62 210V209H61ZM67 210H68V208H67ZM87 210V209H86ZM120 210V209H119ZM130 210V207H129V211H131ZM37 211V210H36ZM73 211V210H72ZM75 211V210H74ZM89 211V210H88ZM87 211V212H88ZM7 212H10V211H7ZM6 212V213H7ZM16 212V211H15ZM25 212V211H24ZM67 212V211H66ZM117 212H119V211H117ZM134 212V211H133ZM21 213V212H20ZM31 213V212H30ZM29 213V214H30ZM33 213H34V211H33ZM32 213V215L34 216V214ZM36 213V212H35ZM38 213V215L36 216L37 217V220L36 219H34L35 221H37L36 223H37V225L39 224V225H41L44 229V231H46V233H48V234H54L55 233V229H54V215H53V213L51 212V210L49 209V208H47V207H45L44 205H41L40 206V208H39V211L37 212ZM60 213V212H59ZM62 213V212H61ZM69 213H71L70 211H69ZM75 213H76V211H75ZM86 213V212H85ZM120 213V212H119ZM13 214H16V213H13ZM25 214V213H24ZM28 214V215H29ZM67 214V213H66ZM65 214V215H66ZM72 214V213H71ZM70 214V215H71ZM77 214H78V216L81 218V220H82V218H83V213H82V210H79V212H77ZM122 214L123 215H121V216H124V217H126V219H127V221H129L131 218H129V215H127V212H125L124 210H122ZM246 214V213H245ZM9 215H11V214H9ZM19 215V214H18ZM21 215V214H20ZM61 215V214H60ZM68 215V214H67ZM13 216V215H12ZM26 216V215H25ZM78 216H76V217H78ZM120 216V217H121ZM13 217H15V216H13ZM29 217H30V215H29ZM28 217V218H29ZM68 217V216H67ZM67 217H64V218H67ZM74 217H75V214H74ZM89 217V216H88ZM116 217V216H115ZM124 217H123V219H124ZM248 217V216H247ZM7 218V217H6ZM10 218V217H9ZM9 218H8V220H9ZM12 218V217H11ZM16 218V217H15ZM14 218V219H15ZM20 218H21V216H20ZM33 218V217H32ZM63 218V217H62ZM112 218V217H111ZM134 218V217H133ZM136 218V217H135ZM19 219V218H18ZM22 219V218H21ZM67 219H69L70 220V218L68 217ZM73 219V218H72ZM77 219V218H76ZM86 219V218H85ZM122 219V217H121V219H119V221L120 220H123ZM7 219H5V221H6ZM23 220H24V218H23ZM30 220H32V219H30ZM60 220V219H59ZM66 220V219H65ZM74 220V219H73ZM138 220V219H137ZM141 220V219H140ZM11 221V220H10ZM13 221V220H12ZM21 221V220H20ZM29 221V220H28ZM66 221H68V220H66ZM65 221V222H66ZM71 221V220H70ZM80 221V220H79ZM83 221H86V220H82V224H83ZM117 221V220H116ZM116 221H114L113 223H115ZM124 221H125V219H124ZM136 221V220H135ZM139 221V220H138ZM138 221H136V222H138ZM142 221V222H143ZM33 222V221H32ZM74 222V221H73ZM76 222H78V221H76ZM87 222H88V220H87ZM87 222H85L84 223V225L87 223ZM94 222V221H93ZM141 222V221H140ZM7 223V222H6ZM18 223H20V222H18ZM29 223V222H28ZM71 223V222H70ZM69 223V224H70ZM79 223H81V222H79ZM96 223V222H95ZM94 223V224H95ZM117 223H120V225H122L121 224V221L120 222H117ZM21 224V223H20ZM20 224H18V225H16V226H20ZM81 224V225H82ZM97 224V223H96ZM100 224V223H99ZM98 224V225H99ZM125 224V223H124ZM127 224H130V222H127ZM126 224V225H127ZM133 224V223H132ZM140 224V223H139ZM11 225V224H10ZM13 225V224H12ZM25 225V224H24ZM29 225V224H28ZM63 225V224H62ZM61 225V226H62ZM71 225V224H70ZM80 225V224H79ZM90 225V224H89ZM88 225V226H89ZM101 225V224H100ZM99 225V226H100ZM118 225V224H117ZM135 225V224H134ZM6 226V225H5ZM35 226H36V224H35ZM66 226V225H65ZM72 227V229H73V225H71ZM75 226H76V223H75ZM86 226V225H85ZM124 226V225H123ZM129 226V225H128ZM127 226V227H128ZM136 226V225H135ZM24 227V226H23ZM25 227H27V225L25 226ZM42 227H37V228H39L40 230H41V228ZM68 227V226H67ZM84 227V226H83ZM91 227V226H90ZM89 227V228H90ZM121 227V226H120ZM132 226L130 225V227H129V229L131 228ZM137 227V226H136ZM135 227V228H136ZM165 228H166V226H164ZM6 228H8V227H6ZM13 228V227H12ZM12 228L10 227V229H11V231H12ZM17 228V227H16ZM19 228V227H18ZM17 228V229H18ZM69 228V227H68ZM77 228V227H76ZM88 228V227H87ZM92 228V227H91ZM101 228H103V227H101ZM133 228V227H132ZM167 228L169 229L170 227L169 226H167ZM247 228V229H248ZM30 229V228H29ZM59 230L61 229V228H58ZM75 229V228H74ZM73 229V230H74ZM80 228H78L77 230H79ZM82 229V228H81ZM80 229V230H81ZM93 229H96V228H93ZM99 229V228H98ZM105 229V228H104ZM118 229V228H117ZM125 229V228H124ZM139 229V228H138ZM182 229V228H181ZM180 229V230H181ZM187 229V228H186ZM185 229V231H187ZM8 230H9V228H8ZM25 230H27V229H25ZM34 230H35V228H34ZM68 231H69V229H67ZM67 230L66 229H64L63 230V235L65 236V238H67L66 240H68V241H73V240H75L76 239V234L74 233V234H71V233H69V232H67ZM73 230H71V232H73ZM82 230H84V229H82ZM81 230V231H82ZM88 230V229H87ZM171 230V229H170ZM169 230V231H170ZM183 230H184V228H183ZM18 231V230H17ZM23 231V230H22ZM22 231H21V233H22ZM28 231V230H27ZM30 231V230H29ZM36 231H38V229L36 230ZM75 231V230H74ZM100 231V230H99ZM105 231V230H104ZM121 231H122V228H121ZM125 231V230H124ZM131 231H133L132 229H131ZM140 231V230H139ZM168 231V230H167ZM166 231V232H167ZM174 231V230H173ZM178 231V230H177ZM176 231V232H177ZM182 231V230H181ZM189 231V230H188ZM8 232H10V231H8ZM13 232H15V231H13ZM24 232V231H23ZM32 232V233H31ZM30 233L33 235V234H35L33 231H31ZM79 232V231H78ZM86 232V231H85ZM91 232V231H90ZM90 232H88L87 231V233L89 234ZM98 232V231H97ZM107 232V231H106ZM116 232V231H115ZM118 232V231H117ZM123 232V231H122ZM130 232V231H129ZM135 232V231H134ZM165 232V233H166ZM175 232V231H174ZM1 233V232H0ZM45 233V232H44ZM45 233V234H46ZM100 233H101V235L99 234V239L101 238V240L104 238V237H102L103 235H102V231H100ZM108 233V232H107ZM127 233L128 232H126V233H124L125 235H126V238H127V240H128V235H127ZM132 234H133V232H131ZM137 235H138V230H137ZM135 233V234H136ZM181 233V232H180ZM179 232H177V234H179L178 236L180 237L181 236V234H180ZM186 233V232H185ZM188 233H190V231L188 232ZM13 234H15V233H13ZM17 234H19L18 232H17ZM31 234H29V238L31 239V237H33V239L31 240V242L33 241V240H35L34 239V237L35 236H31ZM44 234V235H45ZM114 234V233H113ZM123 234V235H124ZM130 234V233H129ZM5 236H6V234H4ZM4 235L2 236L1 234H0V246L2 247V246H8V244H7V242H6V239L4 238ZM10 235V234H9ZM21 235V234H20ZM24 235V234H23ZM82 235H83V233H82ZM81 235V236H82ZM86 235V234H85ZM92 235V234H91ZM90 235V236H91ZM137 235L135 236V237H137ZM161 235H162V233H161ZM170 235V234H169ZM175 235V234H174ZM190 235V238L191 239H189V242L191 243V245L194 247L195 245H196V247H197V235L196 234H189ZM188 235V236H189ZM13 237H14V235H12ZM37 236V235H36ZM46 236V235H45ZM80 236V235H79ZM88 236V235H87ZM128 236V237H127ZM188 237L187 236V233L184 235V238L186 239V237ZM7 237V236H6ZM12 237V238H13ZM46 237H50V235L48 236H46ZM63 237V236H62ZM84 236H82V238H83ZM86 237V236H85ZM95 237V236H94ZM106 237V236H105ZM108 237H109V235H108ZM132 237V236H131ZM156 237H157V239H156ZM161 237H163V236H161ZM176 237V236H175ZM18 238V237H17ZM17 238H16V241H17ZM20 238V237H19ZM22 238V237H21ZM20 238V239H21ZM24 238V237H23ZM22 238V239H23ZM29 238H28V240H29ZM36 238V237H35ZM51 238V237H50ZM58 238V237H57ZM56 238V239H57ZM61 238V237H60ZM87 238V237H86ZM88 238H89V236H88ZM92 238V237H91ZM90 238V239H91ZM116 238H118V237H116ZM115 238V239H116ZM122 238V237H121ZM138 238V237H137ZM160 238V237H159ZM19 239V240H20ZM62 239V238H61ZM81 239V238H80ZM84 239V238H83ZM98 239V240H99ZM111 239V238H110ZM130 239V238H129ZM135 239V238H134ZM170 239V238H169ZM178 238L176 237V239L174 238V240L176 241ZM180 239L182 240V237H180ZM187 239V240H188ZM15 240V239H14ZM50 240H52V239H50ZM123 240V239H122ZM133 240V239H132ZM186 240V241H187ZM11 241V240H10ZM25 241H26V239H25ZM67 241V242H68ZM84 241V240H83ZM91 241V240H90ZM94 241H97V240H94ZM119 241V239L117 240V241H115L114 243H116V242H118ZM161 241V240H160ZM179 241V240H178ZM18 242V241H17ZM23 243H24V241H22ZM51 242V241H50ZM54 242H55V238H54ZM60 242V241H59ZM87 242V241H86ZM93 242V241H92ZM91 242V243H92ZM106 242H107V240H106ZM105 242V239H104V243H106ZM129 242H132V241H129ZM182 242H183V240H182ZM181 242V243H182ZM23 243H22V245H23ZM26 243V242H25ZM33 243V242H32ZM31 243V244H32ZM63 243V242H62ZM61 243V244H62ZM64 243H66V242H64ZM69 243V242H68ZM67 243V244H68ZM74 243L75 242H73V246H74ZM87 243H89V240H88V242ZM87 243H82V245H85L86 246V244ZM97 243V242H96ZM100 243H103V242H101L100 241ZM103 243V244H104ZM112 243V242H111ZM133 243V242H132ZM134 243H135V241H134ZM140 244V242H138L137 241V244ZM159 243V242H158ZM165 243V242H164ZM186 243V242H185ZM185 243H182V244H184V246H186L185 245ZM187 243H188V241H187ZM189 243V244H190ZM19 244H21V243H19ZM30 244V245H31ZM90 244V243H89ZM118 244V243H117ZM115 245V246H118V245ZM139 244L137 245V246H139ZM163 244V243H162ZM174 244V243H173ZM182 244H181V246H182ZM10 245V244H9ZM15 245V244H14ZM16 245H17V243H16ZM25 245V244H24ZM28 245V244H27ZM29 245V246H30ZM32 245H34V244H32ZM69 245V244H68ZM80 246H82L81 244H79ZM91 245V244H90ZM102 244H100V247H101V251H102V246H101ZM107 245H109L108 243H107ZM106 245V246H107ZM114 245V244H113ZM121 245V246H120ZM120 249L119 250H122V252H121V256H127L126 258L128 259L129 258V256H130V254L128 253L129 251L126 249V247L123 245V243H120ZM158 244H156V246H157ZM12 246H13V244H12ZM19 246V245H18ZM26 246V245H25ZM45 246V245H44ZM47 246H49L48 244H47ZM61 246H63V245H61ZM60 245H58L57 243H53V244H51L49 247H48V250H49V255L47 254V258H48V256L50 257V258H48V259H50V264H71V262L69 261V258L66 256V254L64 253V250H63V248L61 247ZM79 246V247H80ZM93 245H91V246H89V247H92ZM104 246V245H103ZM105 246V247H106ZM136 246V247H137ZM183 246V248H185ZM9 247V246H8ZM23 247V246H22ZM27 247V246H26ZM32 247V246H31ZM64 247V246H63ZM70 247V246H69ZM87 247H88V244H87ZM86 247V248H87ZM94 247L95 246H93L92 248H90V249H93L94 251H95V249H94ZM144 247V246H143ZM146 247V246H145ZM188 247V246H187ZM4 248V247H3ZM10 248V247H9ZM12 248V247H11ZM16 248V247H15ZM38 248V247H37ZM74 248H75V246H74ZM82 248V247H81ZM84 248V247H83ZM85 248V250H87ZM108 248V247H107ZM150 248V247H149ZM195 248V247H194ZM6 249H7V247L4 249V251H6ZM17 249V248H16ZM16 249H12V250H10V251H13L14 252V255H15V252L17 251ZM20 249V248H19ZM22 249H24V248H22ZM30 247H29V251H28V254H29V252H30ZM64 249H65V247H64ZM76 249V248H75ZM97 249H98V247H97ZM97 249H96V252H97ZM106 249V248H105ZM109 249V248H108ZM112 249V248H111ZM117 248H115V250H116ZM163 249V248H162ZM198 249V248H197ZM3 250V249H2ZM33 250H34V247H33ZM46 250V252H47V249H45ZM67 250V249H66ZM68 250H69V248H68ZM72 249H70V251H71ZM104 250V249H103ZM145 250V249H144ZM187 251H188V249H186ZM26 251V252H25ZM24 252H25V254H27V248H26V250H25ZM32 251V250H31ZM40 251L42 252V249H40ZM39 251V252H40ZM76 251V250H75ZM75 251H73L72 250V252H75ZM78 251V250H77ZM94 251L92 252V254L94 253ZM99 251H100V249L98 250V253H99ZM108 251V250H107ZM111 251V250H110ZM108 252V253H113V251L112 252ZM131 251V250H130ZM7 252H9L8 250H7ZM36 251H34V252H32V253H35ZM39 252H37V253H39ZM71 252V253H72ZM88 252H89V250H88ZM116 252H117V250H116ZM119 252V251H118ZM200 252V251H199ZM199 252H197V251H193V252H191V253H189V252H186L185 251V254H188V255H181V254H178L179 256L181 255V259H182V264H207L206 262H204V260L203 259H201V256H200V253ZM9 253H12V252H9ZM31 253V252H30ZM70 253V254H71ZM83 253H84V251H83ZM104 253V252H103ZM105 253H106V251H105ZM107 253V254H108ZM179 253V252H178ZM181 253H183V252H181ZM16 254H18L17 252H16ZM23 253H21V255H22ZM72 254H74V253H72ZM95 254V253H94ZM116 254V253H115ZM133 254V253H132ZM30 255H34V254H30ZM44 255H46V254H44ZM80 255H82L81 253H80ZM86 255H87V252H86ZM96 255V254H95ZM106 254H104V256H105ZM110 255V254H109ZM20 258H21V256H20V254L18 255ZM18 256H16V257H18ZM25 256V255H24ZM39 256H40V254H39ZM42 256V255H41ZM40 256V257H41ZM71 256V255H70ZM74 256V255H73ZM83 256H84V254H83ZM82 256V257H83ZM90 256V255H89ZM107 256V255H106ZM110 256H112V255H110ZM118 256V255H117ZM120 256V257H121ZM12 258L14 257V256H11ZM34 257H38V256H34ZM34 257H29V258H34ZM125 257H122V258H125ZM135 257V256H134ZM19 258V259H20ZM22 258H23V256H22ZM21 258V259H22ZM26 258H28V257H26ZM28 258V259H29ZM43 258H45V256L44 257H42V261H41V259H40V263H43V261L45 260V259H43ZM108 258H109V256H108ZM113 258H114V256H113ZM118 258V257H117ZM16 259V258H15ZM18 259V260H19ZM25 259V258H24ZM74 259H76L75 258V256H74ZM77 259H79V258H77ZM105 259V261H106V259L107 258H104ZM110 260H111V258H109ZM180 259V260H181ZM47 260V259H46ZM81 260V259H80ZM101 260V262H99V263H103L102 262V259H100ZM116 259H114L113 261H115ZM131 260V259H130ZM13 261V260H12ZM21 261V260H20ZM23 261V260H22ZM21 261V262H22ZM27 261V260H26ZM30 261V260H29ZM28 261V262H29ZM33 261V260H32ZM36 261V260H35ZM77 261V260H76ZM79 261V260H78ZM92 261V260H91ZM96 261V260H95ZM94 261V263L95 264H97L96 262ZM118 261V260H117ZM116 261V262H117ZM121 260H119L118 262H120ZM134 261V260H133ZM132 261V262H133ZM20 262V263H21ZM27 262V263H28ZM31 262V261H30ZM80 262V261H79ZM85 262V261H84ZM107 262H109V260H107ZM117 262V263H118ZM25 264V261H23L22 262V264ZM39 263V264H40ZM116 263V264H117ZM127 263H129V261L127 262ZM32 264V263H31ZM44 264H46V261H45V263ZM93 264V263H92ZM104 264H105V262H104ZM110 264V263H109ZM112 264H114V263H112ZM119 264V263H118ZM120 264H124L122 261L120 262Z\"/></svg>", "mask_w": 264, "mask_h": 264}]
</instances>
